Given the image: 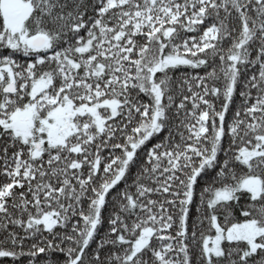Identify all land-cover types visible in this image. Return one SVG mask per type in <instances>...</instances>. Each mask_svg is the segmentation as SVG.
Instances as JSON below:
<instances>
[{"label":"snow or ice","instance_id":"1","mask_svg":"<svg viewBox=\"0 0 264 264\" xmlns=\"http://www.w3.org/2000/svg\"><path fill=\"white\" fill-rule=\"evenodd\" d=\"M210 63L204 75H170ZM239 85L242 100L226 125ZM208 97L222 100L219 109ZM165 131L146 151L150 167L140 169L136 194L117 193L123 202L97 248L122 249L110 264H191L185 240L195 185L216 170L200 194L207 231L215 232L200 234L203 264H264V0H0V177L7 180L0 226L23 229L0 240V258L35 264L51 251L65 264H84L108 195ZM118 135L122 142L112 143ZM237 165L247 171L238 174ZM161 191L172 199L148 198ZM244 197L245 219L229 224L228 210ZM219 209L228 211L224 224ZM120 213L135 219L129 224ZM74 217L71 233L54 231ZM32 238L42 239L25 252ZM56 238L76 246L62 248ZM93 264H102L98 251Z\"/></svg>","mask_w":264,"mask_h":264},{"label":"trees","instance_id":"2","mask_svg":"<svg viewBox=\"0 0 264 264\" xmlns=\"http://www.w3.org/2000/svg\"><path fill=\"white\" fill-rule=\"evenodd\" d=\"M88 15H92V13L89 11ZM85 18H87V17H85ZM81 35H84V33L82 32ZM189 35H192V34L190 33ZM137 39L140 40L141 38L137 37ZM229 44H230V41H225L223 43V47L225 49H227ZM252 56L253 57L255 56V52L252 53ZM19 59L21 62H23L26 58L19 57ZM216 65H219L218 58L216 60ZM211 68H212L211 63L209 64V66L207 68H200V69H190L187 67H181L178 70H174V72L170 73V75H173L176 78L182 77L185 74H188V75H197V74L204 75L206 72L210 71ZM257 68H258V66H257ZM194 83L195 82H193V84ZM173 87H175V85ZM196 90H198V89H196ZM241 90H242V85H239L237 87V91H236V95L234 97L233 103L230 107L229 112L227 113L226 125H227V123L231 122V119H232L234 112L237 110V108L239 107V105L241 103L242 98L239 95V92ZM185 94H187L186 86H185ZM255 95H256V91H255V89H253L252 90V96L255 97ZM208 98L210 100H213L214 103L216 104L217 109H219V106L222 103V100L216 99L213 97H208ZM140 99L141 100H147V97H145V96H143V94H141ZM179 99H180V97H177V100H176L177 103L179 102ZM188 107H191V105L189 104ZM169 114L171 115V113H169ZM167 134H168L167 131H165L160 136H158L156 139H153L142 150H140L138 152L136 163L131 167L130 171L127 174V181L122 182L114 190H112L110 192V194L108 195L107 206L102 210L103 211L102 224L99 226V230L95 236L94 241L91 242L89 248L86 250L87 255H85V257H84V264H93V258H94L96 251L99 252L100 261L102 262V264H110L109 258L112 255V253H114V252L121 253L122 252V249L119 246H113L111 244H106V245H104L103 249H98L97 248V242L101 241L102 238H105L108 236L109 229L111 227V225L109 224V219L113 216L114 213H119V207L123 201L120 200V198L117 196V193L120 192L121 190H126L133 195L136 194V186L134 184V181H135L136 177L138 175H140V169L143 166H149L150 167V165H146V155L145 154H146L147 149L150 148L152 146V144H155L159 140H162L164 138V136H166ZM175 139L177 141H179V136H176ZM117 141L122 142V138L119 135L116 137V139L112 140L111 142L116 143ZM223 146L226 149L229 147V139L227 136L224 138ZM93 151H95V149H93ZM109 151H110V149L105 148L102 152V157H108ZM115 154L120 155V150L116 149ZM73 155H75V154H73ZM45 159H47L46 156H45ZM219 159L221 161H223L225 159V155L223 152H221L219 154ZM164 163H166V161ZM236 167H237V173L238 174L240 172H246L247 171L246 168H243L239 165H237ZM87 173H88V168L84 167L83 175L86 176ZM101 173H102V168H101ZM98 175H100V173H98ZM156 175L158 176V178L160 180L164 179L163 176H159V173H157ZM215 175H216V170H209L205 174H203L201 177L198 178V182L195 185L194 203L190 206V217L187 221V236H186V240H185V242L189 245V254H190L191 264H203V260L200 256V245L202 243V241L200 239L201 232H205V234L213 235V236L215 234L214 230H212L210 233L207 231L208 230V221L206 219H204V217L208 215V210L206 208V205L202 208L200 207V194L206 186H208L209 184H211L213 182V177H215ZM4 182H7L6 178L0 177V183H4ZM73 183L75 184V181H73ZM140 183H142L148 187H151V188L158 187V184L153 179H141ZM216 186H219V185H216ZM16 191L20 192V191H23V189H16ZM166 197L168 199H172L171 196L163 193L162 191L150 193L148 196V198H150L152 200H157V201L164 200ZM140 199H141V201L146 203L145 198L141 197ZM249 203H250V201L247 199V197H244V198L240 199L238 202H236V204L239 206L233 207V208L228 210L231 212V216L229 217L228 223L230 224L233 222H242L245 219V217H243L241 215L240 210H241V208L245 207ZM84 207H86V204L84 205ZM166 207H167V205H166ZM198 208L200 209L199 211H198ZM154 211H158V208L154 209ZM228 211H225L224 209L218 210L217 215H218L219 222L221 224L225 223V216L228 215ZM134 212L142 215V213H140L139 209L134 210ZM120 214L122 216L128 217L126 222L129 224L131 223L132 220L135 219V216H128V214H126V213H120ZM19 218L26 220L27 216L23 215V216H20ZM78 219H79V217H74L72 220L69 221V224L66 228L56 227L54 231L57 233H61V234L71 233V224ZM201 220H203L202 225L200 224ZM0 222L7 223V221H4L2 217H0ZM194 225H195V227H194ZM12 231H15V232L23 235V229L22 228L14 227L11 224H8L7 228H3L2 226H0V240H3L4 237L8 234V232H12ZM176 231H177V228L174 226L173 228L168 230V233H170L172 236H175ZM193 231L196 232V243L192 242V232ZM43 237L46 239H49V240L53 239V237L46 232L43 234ZM111 238H114V235ZM37 239H42V238H32V239L26 240L24 245L22 246L24 251L27 252V250L31 246V244L37 242ZM166 242L167 241H165V243ZM55 243L60 244V246L62 248H68V247H75L76 246L74 243H72L70 241H64L63 243H61L59 238H56ZM159 243L160 242L156 241L155 239L152 241L153 246H158ZM173 243H176V241H173ZM41 246H43V243L41 244ZM241 246H243V245H241ZM3 247L11 248L13 246L10 243H8V244L3 245ZM16 250L19 251L20 247L19 246L16 247ZM173 256H174V258H176L177 254H173ZM149 257H151V253H148V256L145 258L147 259ZM236 258L237 257L233 256V259H236ZM66 259L67 258L63 253L49 251V252H46L45 254H41L38 257L35 264H65ZM0 264H28V257H21L15 262H13V260L11 258H0ZM111 264H114V262H111Z\"/></svg>","mask_w":264,"mask_h":264}]
</instances>
